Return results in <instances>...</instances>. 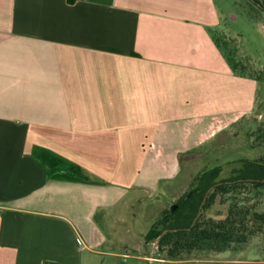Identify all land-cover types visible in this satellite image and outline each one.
Returning a JSON list of instances; mask_svg holds the SVG:
<instances>
[{"label": "crops", "instance_id": "1", "mask_svg": "<svg viewBox=\"0 0 264 264\" xmlns=\"http://www.w3.org/2000/svg\"><path fill=\"white\" fill-rule=\"evenodd\" d=\"M221 24L214 0H0V264L115 255L121 202L175 196L183 161L241 136L259 80ZM208 254L264 264V234Z\"/></svg>", "mask_w": 264, "mask_h": 264}, {"label": "rangeland", "instance_id": "2", "mask_svg": "<svg viewBox=\"0 0 264 264\" xmlns=\"http://www.w3.org/2000/svg\"><path fill=\"white\" fill-rule=\"evenodd\" d=\"M214 1L222 21L219 29L214 31L215 37L237 71L259 80L255 92L258 106L251 114L249 125H245L241 136H218L213 142L214 152L210 155L190 166L183 161V173L177 180L180 190L175 196L165 197L161 194L150 198L145 195L140 202H134L132 207L131 204L127 206V203L121 202L118 219L114 221L113 228L105 226V231H111L114 238L113 244L107 248H112L116 254L98 255L94 264H219L208 261L212 257L208 254L211 250L207 249L206 252L194 249L182 253L178 260L196 257L200 261L180 263L174 261L177 259L167 258L166 252L158 248L159 242L146 240V234L155 222L196 185L202 171L221 166L219 179H225L233 174L234 168L242 166L243 159L264 158V9L252 0ZM220 140H223V144ZM235 201L241 206L251 208L249 216L254 212L263 213L264 189L244 188L218 197L217 203L206 214L216 218L225 216L229 206ZM262 225L260 233L264 232V223ZM232 245L239 246L237 243ZM249 248L253 249L252 246ZM252 249L249 253L254 254Z\"/></svg>", "mask_w": 264, "mask_h": 264}, {"label": "trees", "instance_id": "3", "mask_svg": "<svg viewBox=\"0 0 264 264\" xmlns=\"http://www.w3.org/2000/svg\"><path fill=\"white\" fill-rule=\"evenodd\" d=\"M264 9V0H252ZM222 167L215 166L203 171L192 187L177 203L157 220L146 234V240L156 242L169 259H179L184 252L197 250H224L233 243L242 246L263 229L264 212H254L235 201L225 216L216 218L206 211L216 204L217 198L244 188L264 189V158L243 159L242 166L233 174L219 179ZM253 217L255 219H252ZM159 226H161L159 228ZM234 246V247H239Z\"/></svg>", "mask_w": 264, "mask_h": 264}, {"label": "water", "instance_id": "4", "mask_svg": "<svg viewBox=\"0 0 264 264\" xmlns=\"http://www.w3.org/2000/svg\"><path fill=\"white\" fill-rule=\"evenodd\" d=\"M176 207H177V204H173V205H172V210H174ZM166 232H167V230H164V231L162 232V234H161L160 236L157 237V239H156V243L159 242L161 236H162L164 233H166Z\"/></svg>", "mask_w": 264, "mask_h": 264}]
</instances>
